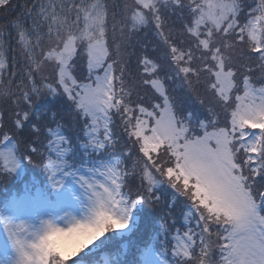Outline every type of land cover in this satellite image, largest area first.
Returning <instances> with one entry per match:
<instances>
[{
	"label": "snow or ice",
	"instance_id": "obj_1",
	"mask_svg": "<svg viewBox=\"0 0 264 264\" xmlns=\"http://www.w3.org/2000/svg\"><path fill=\"white\" fill-rule=\"evenodd\" d=\"M0 13V264H264V0Z\"/></svg>",
	"mask_w": 264,
	"mask_h": 264
},
{
	"label": "trees",
	"instance_id": "obj_2",
	"mask_svg": "<svg viewBox=\"0 0 264 264\" xmlns=\"http://www.w3.org/2000/svg\"><path fill=\"white\" fill-rule=\"evenodd\" d=\"M18 3H23V0H17ZM15 15V13H10L7 18L4 17L3 13H0V27H5L8 23V21ZM165 199L168 198V194H164ZM179 226V223H178ZM107 235V234H106ZM87 251V250H86Z\"/></svg>",
	"mask_w": 264,
	"mask_h": 264
}]
</instances>
